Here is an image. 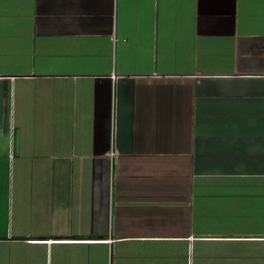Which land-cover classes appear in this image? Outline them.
I'll list each match as a JSON object with an SVG mask.
<instances>
[{
  "label": "crops",
  "instance_id": "1",
  "mask_svg": "<svg viewBox=\"0 0 264 264\" xmlns=\"http://www.w3.org/2000/svg\"><path fill=\"white\" fill-rule=\"evenodd\" d=\"M0 264H264V0H0Z\"/></svg>",
  "mask_w": 264,
  "mask_h": 264
},
{
  "label": "built area",
  "instance_id": "2",
  "mask_svg": "<svg viewBox=\"0 0 264 264\" xmlns=\"http://www.w3.org/2000/svg\"><path fill=\"white\" fill-rule=\"evenodd\" d=\"M114 152H115L114 150H113V151H111V154H114Z\"/></svg>",
  "mask_w": 264,
  "mask_h": 264
}]
</instances>
